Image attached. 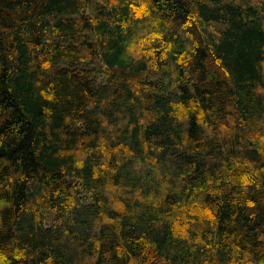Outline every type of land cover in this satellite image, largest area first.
Wrapping results in <instances>:
<instances>
[{
    "label": "trees",
    "instance_id": "trees-1",
    "mask_svg": "<svg viewBox=\"0 0 264 264\" xmlns=\"http://www.w3.org/2000/svg\"><path fill=\"white\" fill-rule=\"evenodd\" d=\"M0 264H264V0H0Z\"/></svg>",
    "mask_w": 264,
    "mask_h": 264
}]
</instances>
